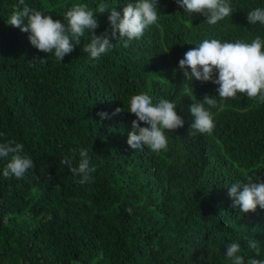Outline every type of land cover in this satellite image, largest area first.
Returning <instances> with one entry per match:
<instances>
[{"label": "trees", "instance_id": "trees-1", "mask_svg": "<svg viewBox=\"0 0 264 264\" xmlns=\"http://www.w3.org/2000/svg\"><path fill=\"white\" fill-rule=\"evenodd\" d=\"M101 2L122 15L135 0H25L61 22L73 5L95 13ZM17 4L0 0V143L23 144L34 167L23 178H4L8 159L0 158V264H231V242L241 244L245 264L249 256L264 259L244 240L264 250V209L243 214L228 194L248 176L264 179V102L240 93L221 101L218 85L190 82L179 70L204 39L264 41V25L247 20L264 0H230L232 14L212 26L175 0H159L157 23L127 48L113 41L93 60L82 51L86 34L62 62L7 24ZM108 15L95 14L97 35L110 30ZM142 93L174 102L185 121L165 130L168 146L159 153L127 144L136 119L130 99ZM205 95L217 100L209 109L215 127L192 136L188 106ZM81 149L96 169L84 185L61 164L75 150L78 165Z\"/></svg>", "mask_w": 264, "mask_h": 264}, {"label": "clouds", "instance_id": "clouds-1", "mask_svg": "<svg viewBox=\"0 0 264 264\" xmlns=\"http://www.w3.org/2000/svg\"><path fill=\"white\" fill-rule=\"evenodd\" d=\"M177 5L189 15L200 14L206 17L208 25H216L229 17L233 9L230 0H175ZM159 0H135L128 3L121 12L101 2L95 13L86 4H75L68 9L63 18L53 19L41 11L30 7L25 0H18L14 11L7 21L8 25L19 28L28 34V40L38 51L53 54L57 62H62L66 55L72 53L81 44V38L87 34L90 42L84 44L82 51L93 60H99L113 47V41H121L127 48L129 43L139 40L145 30L158 21ZM108 12L110 30L106 29L99 35L95 30L99 27L95 14ZM249 24L264 25V8H255L248 12ZM179 70L185 80L211 82L218 85V96L221 101L235 98L238 93L250 99L259 97L264 102V41L257 36L251 43L241 41L221 42L218 39H204L196 47L189 49L179 60ZM176 70L174 69V75ZM208 106V108L205 107ZM217 106L214 97L205 95L202 103L193 102L188 106L192 122L189 134H211L215 124L210 108ZM176 104L168 99H160L154 103L147 93L133 95L130 99L128 112L136 119L131 121L127 144L130 148L143 151L145 146L153 153L166 150L168 140L165 130L174 132L182 128L184 119L177 114ZM115 109L113 116L120 113ZM101 119L110 118L105 112L97 113ZM141 122L144 126H141ZM2 135V134H0ZM75 150L66 154L61 164L66 165L73 176L78 177L77 183L84 185L92 181V173L96 171L90 166L87 149L79 151L78 165L73 166ZM0 158L8 159L3 168V177L23 178L26 172L34 167L33 160L24 154V145L15 140L0 143ZM242 188V191H241ZM233 208L241 213L255 212L257 206L264 209V179L248 176L246 182L232 184L228 189ZM131 212V209H128ZM246 247L256 257L264 255L258 241L244 237ZM226 257L231 264H245L241 254V244L228 243ZM247 264H264V259L249 256Z\"/></svg>", "mask_w": 264, "mask_h": 264}]
</instances>
